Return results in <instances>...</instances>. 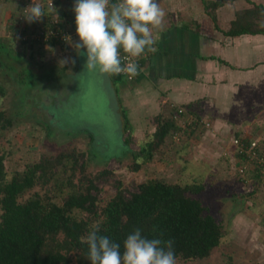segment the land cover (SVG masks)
Wrapping results in <instances>:
<instances>
[{"label":"rangeland","instance_id":"rangeland-1","mask_svg":"<svg viewBox=\"0 0 264 264\" xmlns=\"http://www.w3.org/2000/svg\"><path fill=\"white\" fill-rule=\"evenodd\" d=\"M31 1L41 5V0H28L30 5ZM13 23L16 28L21 26L17 18ZM61 47L47 52L43 63L38 65V71H52L43 82L35 78L36 70L23 68L33 63L31 60L16 59V55L8 54L7 47L0 49L2 56L11 55L13 61L19 60L14 64L2 57L1 63L7 67L0 70L3 88L0 109L18 116L10 118V125L0 132V155L4 157L7 179L42 158H56L60 153L76 156V168L70 169L68 159L65 171L57 174L58 182L70 178L79 186L81 181L92 180L98 189V211L115 195L116 182L121 183L126 196L148 180L180 186L201 185V192L187 196L198 200L204 214L215 219L222 238L207 258L177 260L176 264H264V170L246 163L245 173H238L243 162L232 144L230 147L227 142H218L201 148L198 141L203 133L190 128L186 118L180 117L177 123L181 129L165 139L152 159L147 162L139 159L141 145L154 132L155 117H135L127 102L121 100L120 86L127 82L117 79L111 84L98 69L87 70L81 51L71 68L68 57L72 47L68 44L65 51ZM62 58L69 62L61 64ZM33 83L38 86L27 90ZM125 115L129 127L123 130ZM134 126L140 131L133 133ZM253 131L259 137L260 133ZM231 150L236 161H230L226 155ZM81 164L84 168H80ZM48 189L49 186H35L20 200L34 193L40 196L47 193L54 201L62 202L67 193L65 187L59 192L53 184Z\"/></svg>","mask_w":264,"mask_h":264},{"label":"crops","instance_id":"crops-1","mask_svg":"<svg viewBox=\"0 0 264 264\" xmlns=\"http://www.w3.org/2000/svg\"><path fill=\"white\" fill-rule=\"evenodd\" d=\"M205 2L219 4L207 7ZM40 3L42 6L43 0ZM159 3L165 13L162 26L153 29L155 43L152 50H145L146 58L138 79L128 85L121 84V100L127 102L137 118L163 116L177 122L180 117L186 118L188 125L198 121L193 128L203 133L198 141L201 148L218 142H227L231 147L232 138L237 137L257 141L264 153V136L261 138L264 133V35L228 34L238 29L234 23L237 14L251 11L254 5L264 8V0H159ZM73 4L71 0L56 1L55 12L63 16L67 27L75 29ZM17 9L16 0H0V49L7 47L8 54L16 55V59L31 60L33 63L23 68L36 70L35 78L43 82L52 71H38V65L43 63L47 52H54L58 46H28L32 43L20 41L18 29L21 27L16 28L12 19ZM44 12L43 19L49 11ZM245 21L252 22V18ZM70 46L68 60L75 61L70 63L72 68L80 50L72 43ZM61 49L65 51L67 47ZM2 57L13 61L11 55L0 54V70L7 67L1 63ZM15 61L14 64L19 63ZM105 76L112 84L111 76ZM37 86L33 83L26 88L32 90L31 87ZM177 108L183 109L184 115L177 116ZM201 122L208 123L209 128L202 127ZM140 124L145 126L144 122ZM134 127L133 133L140 131L138 126ZM254 129L260 133L259 137H255ZM226 155L230 161L237 159L232 150Z\"/></svg>","mask_w":264,"mask_h":264},{"label":"trees","instance_id":"trees-1","mask_svg":"<svg viewBox=\"0 0 264 264\" xmlns=\"http://www.w3.org/2000/svg\"><path fill=\"white\" fill-rule=\"evenodd\" d=\"M24 1L16 0L18 10L13 21ZM46 1L43 0V3ZM205 4L208 7L219 3ZM247 18H252V22L245 21ZM234 23L238 29L228 31L230 35H264V8L254 5L251 11L237 14ZM36 24L26 22L23 33H29ZM110 76L113 82L121 80L117 75ZM0 95H3L1 85ZM179 109L175 111L177 116L184 115L185 112L178 113ZM13 116L18 117L0 109V132L10 125ZM195 118L200 119L198 115ZM155 123L154 132L141 145L137 155L146 162L152 159L154 151L169 135L181 129L171 117L156 116ZM192 125L190 123L189 127ZM128 127L125 115L123 130ZM68 159H71L70 169L74 170L77 157L60 153L56 158L40 159L8 180L4 157L0 155V264H90L87 259L88 246L81 238L86 237L94 225H99L100 234L119 243L121 248L127 235L137 228L149 239H171L174 241L176 261L207 258L219 245L221 227L211 215L204 214L205 209L198 200L187 196V193L201 192V185L180 186L148 180L137 185L136 191L126 196L121 183L116 182L115 195L98 211V189L92 180H86L85 183L81 181L79 186L74 185L70 178L58 182L57 174L65 171ZM80 166L84 168L83 164ZM50 184L59 192L63 187L66 188L67 193L62 202L54 201L53 196L47 193L45 196L34 193L20 200L35 186H49L50 190Z\"/></svg>","mask_w":264,"mask_h":264},{"label":"clouds","instance_id":"clouds-1","mask_svg":"<svg viewBox=\"0 0 264 264\" xmlns=\"http://www.w3.org/2000/svg\"><path fill=\"white\" fill-rule=\"evenodd\" d=\"M72 11L78 37L72 46L86 58L87 70L126 74L130 79L139 75V65L128 57H140L146 49L152 50L153 29L162 26L165 15L159 0H75ZM24 13L29 24L45 16L42 6L34 3ZM68 62L65 59L60 63ZM81 240L88 246L90 264H176L173 240L149 239L139 228L127 235L123 248L101 235L99 225Z\"/></svg>","mask_w":264,"mask_h":264},{"label":"built area","instance_id":"built-area-1","mask_svg":"<svg viewBox=\"0 0 264 264\" xmlns=\"http://www.w3.org/2000/svg\"><path fill=\"white\" fill-rule=\"evenodd\" d=\"M56 1L60 0H52L51 7V0H47L43 3V7L50 11L51 14L46 16L44 19H41L35 26H33L29 33H23V28L26 23L25 19L23 18L25 13L24 9L30 6L26 0L24 1V5L21 7L20 13L17 16L18 23H20L21 29L18 30V39L24 42H31L40 45H50L55 44L58 46H67L70 44L74 39H76V28L67 27L64 20L55 12V4ZM63 1V0H61ZM73 3L75 0H71ZM32 2V1H31ZM113 3L116 0H112ZM33 3V2H32ZM66 37H71V40L67 39ZM121 55L123 56L124 53L121 51ZM146 58V53L142 54L140 57H128L129 61L135 62L139 65V75L134 78H129L126 74L117 75L121 80L132 83L138 79L140 76L144 60ZM179 114L184 113L183 109L178 110ZM192 128L197 125V121L193 120ZM202 126L206 129L209 128V124L205 122H201ZM231 144L236 148V156L240 161H242V166L238 168V172L240 174H244L246 170V163L247 164H255L256 166L260 167L264 170V153H262L258 148L257 141H248L244 142L242 139L234 137L231 140Z\"/></svg>","mask_w":264,"mask_h":264}]
</instances>
